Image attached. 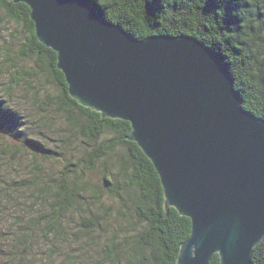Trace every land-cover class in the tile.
<instances>
[{"label": "trees", "instance_id": "obj_1", "mask_svg": "<svg viewBox=\"0 0 264 264\" xmlns=\"http://www.w3.org/2000/svg\"><path fill=\"white\" fill-rule=\"evenodd\" d=\"M89 1L104 19L134 37H196L226 65L243 107L264 118V0ZM0 6L28 33L20 59H34L55 89L41 94V88L30 86L34 107L22 114L6 94L27 86L40 72L6 73L10 85L0 95V132L13 144L0 150L15 170L20 153L29 154L31 163L27 176L6 171L3 178L0 172V217L9 220L0 228V264H62L61 256L73 258L70 264H175L192 222L174 207L166 210L158 171L138 143L128 139L131 123L104 117L74 99L57 53L37 38L30 7L9 0H0ZM105 195H113L118 217L136 220L140 229L122 228L137 232L108 239L91 262L84 257L83 237L99 232L102 218L95 207ZM17 201L30 205L20 211ZM9 205L17 214L9 212ZM73 246L80 253H73ZM252 259L264 264V240ZM210 264H221L219 254Z\"/></svg>", "mask_w": 264, "mask_h": 264}, {"label": "water", "instance_id": "obj_2", "mask_svg": "<svg viewBox=\"0 0 264 264\" xmlns=\"http://www.w3.org/2000/svg\"><path fill=\"white\" fill-rule=\"evenodd\" d=\"M30 9L70 95L132 125L165 208L192 229L175 264H254L264 240V118L243 107L220 57L191 35L132 36L89 0H9Z\"/></svg>", "mask_w": 264, "mask_h": 264}, {"label": "rangeland", "instance_id": "obj_3", "mask_svg": "<svg viewBox=\"0 0 264 264\" xmlns=\"http://www.w3.org/2000/svg\"><path fill=\"white\" fill-rule=\"evenodd\" d=\"M27 39L28 33L26 32L24 25L22 23L10 19L7 16L4 8L0 6V95L2 96L6 94L7 91H9L7 89L10 84L8 82V77L6 76V73L9 72V69L27 71L28 73H31L34 70L40 72L38 77L31 83L27 84V86L16 87L12 91L10 96L6 94L8 96L7 99L10 100L11 106L15 109L20 110L22 114H28V112L31 113L32 106L34 107V105L31 103V93L29 90L30 86H37L41 88V94H45L47 92H55V89L53 88L52 84L46 82V78L43 72H41V68L36 65L34 59H20L21 52L24 49V44L27 43ZM25 77L27 78V75H25ZM7 144L11 145L13 144V141L6 133L0 132V149ZM5 159L6 160H4V157L0 150V169H2L0 172L3 175V178L6 177V171H9L8 174L12 176H14V173H19L20 171H23L21 172V176H27L28 174H30L26 169L31 163V157L29 154L20 153L19 159L21 161V165H17L19 170H15L13 167L10 166L11 164L9 162V158ZM29 171H31L30 168ZM110 196L113 197V195ZM112 197H108L107 195H105L104 200H101L100 203H97L96 207L94 206L95 208H97V215L102 218L99 232L86 234L85 237H83L87 240L86 255L84 254V257H86V259L91 262L94 261L95 258L99 257V252H101L100 250H102L108 239H112V237L124 239L127 234L137 232L130 230L126 231L122 228L136 227L140 229V224L137 223L136 220L131 221V225V223H127V220L124 217H118L116 213L118 207L116 206L115 201L111 199ZM22 201H25V199H23ZM17 203L18 206H21V208L18 209L20 211L25 208L23 206L30 205L22 204L18 201ZM8 209L9 212L12 210L14 211L13 213H15L16 211L17 214L18 212L14 205H9ZM111 209L114 210L111 211ZM8 223L9 220L6 215L0 217V228H5L6 226H8ZM98 235H100L99 238L97 237ZM90 236L91 238H89ZM71 250L73 253H80L74 246L71 248ZM124 256L125 255H120L119 257L121 258V260H123ZM64 257L65 256H61L58 262H62V264H70L73 261V258L66 259ZM73 257L75 256L73 255Z\"/></svg>", "mask_w": 264, "mask_h": 264}]
</instances>
